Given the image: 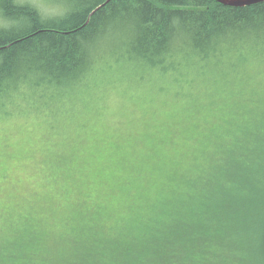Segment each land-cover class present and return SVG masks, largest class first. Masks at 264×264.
I'll use <instances>...</instances> for the list:
<instances>
[{"label":"trees","instance_id":"1","mask_svg":"<svg viewBox=\"0 0 264 264\" xmlns=\"http://www.w3.org/2000/svg\"><path fill=\"white\" fill-rule=\"evenodd\" d=\"M47 1L62 12L0 0V104L30 88L74 99L103 72L111 84L135 77L163 89L154 81L170 78L192 88L232 85L246 67L264 65V3ZM176 70L180 79L170 73ZM207 76L213 79L202 83ZM34 106H47L56 120L69 110ZM187 106L194 105H183L188 113ZM248 111L228 121L226 136L203 139L199 172L175 177L170 191L121 227L87 221L51 244L28 224L0 244V264H264V108Z\"/></svg>","mask_w":264,"mask_h":264},{"label":"rangeland","instance_id":"2","mask_svg":"<svg viewBox=\"0 0 264 264\" xmlns=\"http://www.w3.org/2000/svg\"><path fill=\"white\" fill-rule=\"evenodd\" d=\"M19 1L50 15L63 9L47 0ZM260 66L246 67L232 85L192 88L170 78L154 81L163 89L135 77L111 84L103 72L74 99L30 88L2 102L20 106L10 116L0 109V244L28 224L50 235L51 244L87 221L107 231L121 227L139 206L170 191L175 177L204 167V138L226 136L228 121H240L253 105L264 108ZM176 71L170 73L180 79ZM34 105L69 110L56 120L47 106ZM183 105L194 106L187 113Z\"/></svg>","mask_w":264,"mask_h":264},{"label":"water","instance_id":"3","mask_svg":"<svg viewBox=\"0 0 264 264\" xmlns=\"http://www.w3.org/2000/svg\"><path fill=\"white\" fill-rule=\"evenodd\" d=\"M111 0H109L110 2ZM223 5L230 6V7H247L253 6L260 3H264V0H214Z\"/></svg>","mask_w":264,"mask_h":264},{"label":"bare ground","instance_id":"4","mask_svg":"<svg viewBox=\"0 0 264 264\" xmlns=\"http://www.w3.org/2000/svg\"><path fill=\"white\" fill-rule=\"evenodd\" d=\"M17 95H20V93H18ZM7 106H9V105H4V107H6V108H4L5 110H4V113H7V114H15V113H13L17 108H19V106L20 105H18L17 107H15V106H13V105H11L9 108H7Z\"/></svg>","mask_w":264,"mask_h":264}]
</instances>
